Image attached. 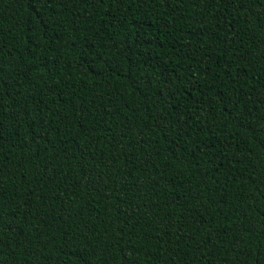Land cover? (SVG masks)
<instances>
[{
    "label": "trees",
    "instance_id": "trees-1",
    "mask_svg": "<svg viewBox=\"0 0 264 264\" xmlns=\"http://www.w3.org/2000/svg\"><path fill=\"white\" fill-rule=\"evenodd\" d=\"M0 264H264V0H0Z\"/></svg>",
    "mask_w": 264,
    "mask_h": 264
}]
</instances>
